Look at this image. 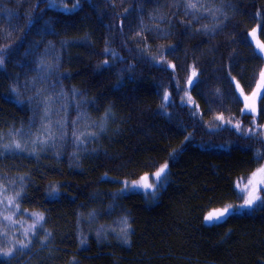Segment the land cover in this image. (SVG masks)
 Returning a JSON list of instances; mask_svg holds the SVG:
<instances>
[{
    "label": "trees",
    "instance_id": "trees-1",
    "mask_svg": "<svg viewBox=\"0 0 264 264\" xmlns=\"http://www.w3.org/2000/svg\"><path fill=\"white\" fill-rule=\"evenodd\" d=\"M262 45L264 0H0V190L44 214L0 264H264L259 201L205 221L264 165Z\"/></svg>",
    "mask_w": 264,
    "mask_h": 264
},
{
    "label": "rangeland",
    "instance_id": "rangeland-1",
    "mask_svg": "<svg viewBox=\"0 0 264 264\" xmlns=\"http://www.w3.org/2000/svg\"><path fill=\"white\" fill-rule=\"evenodd\" d=\"M256 32L257 31H255V33ZM195 78H196V75H195V73H193L192 77L190 79L191 83L189 81V84H188V90L193 86ZM235 82H236V88H237L238 92L240 93V95L242 96L243 101H244L243 111L245 113L251 114V115L256 117L258 114V100L256 99L254 92L249 93V94H245L243 92L241 86L239 85V82L238 81H235ZM237 85H239V87ZM166 96L168 98V93L166 94ZM246 105L253 108L254 111H249L248 107H246ZM234 128H236V130L239 132V126L237 128V125H235ZM163 166H161V167H163ZM261 167H264V165H261L254 172H252L250 175H248L246 178H243L239 182H237L236 190L238 193L243 195V193L241 192V189L245 188L246 186L249 188L255 187L257 189H263L264 188V183H261L262 181H264V174L258 172V169ZM167 173H168V167L166 169V174ZM166 174L164 176H162L161 181L159 183H155L154 188H151V189L133 188L132 187L133 183L136 181H139L140 180V178H139L137 180L125 181L122 189H125L126 184L128 185V188H127V190H121V191L123 193H131V192L144 193V194L149 193V194H152L154 196L157 187L160 185V183L163 182V180L166 177ZM144 176H146V175H144ZM147 176L149 177V182H154L155 178L153 176V173L147 174ZM249 181H251V184H249ZM261 194H264L263 191L259 192V195H261ZM242 203L243 202L238 203V204H229V205L225 206V207L230 208V214H226V216L223 217L222 219H220L219 221L209 222L206 220V218H205V221L208 224H217V223H220L223 220H225L231 214L240 213L243 210L250 209L247 207H245V208L237 207L238 205H240ZM225 207L212 210L209 213H216L218 211L223 210ZM209 213L206 215V217L209 215ZM40 215L43 216V220H40L37 223L36 222L37 217ZM43 221H44V214L42 212H38V211L26 212L25 211V214H21L18 206L15 204V201L12 198H4L2 195V191L0 190V238H6V240L8 242H10L11 244H13V245L16 244L17 246H20L22 240L28 239L33 234V232L42 225ZM34 224H35V227H33ZM19 239H21V240H19Z\"/></svg>",
    "mask_w": 264,
    "mask_h": 264
},
{
    "label": "snow or ice",
    "instance_id": "snow-or-ice-1",
    "mask_svg": "<svg viewBox=\"0 0 264 264\" xmlns=\"http://www.w3.org/2000/svg\"><path fill=\"white\" fill-rule=\"evenodd\" d=\"M187 7L190 9H197V4L189 3L187 5ZM2 51L3 50H0V52H2ZM261 51H264V45L261 46ZM2 64H3V57H2V55H0V65H2ZM260 80H261V83L258 87L264 88V71L260 72ZM190 83H191V81H190ZM237 86L239 87V85H237ZM254 95H259L261 99H264V95H260V93H255ZM164 99L167 100V96H165ZM246 107H248L249 111H254L253 108H251L247 105H246ZM57 123H59V122H57ZM73 123H75V122H73ZM45 127H47V126H45ZM237 128H238V125H237ZM47 130H48L49 138H51L52 136L55 135V132H53L50 128H48ZM59 130L61 132V135L66 134L63 130L62 124L60 125ZM73 135H76V134L73 133ZM76 138H77V140H79V136H77ZM41 142L44 143L46 141H41ZM80 142L83 143V141H80ZM5 148L7 149L8 145H5ZM15 148L18 150H22L21 145L19 143L15 144ZM257 155L259 156V153H257ZM167 167H168V165H167V163H165L163 167H160L157 171H155L153 173V176L155 178L154 182H149V177L146 175V176L141 177L139 181L134 182L132 187L133 188H145V189L154 188L155 183H159L161 181L162 176H164L166 174ZM258 172L264 174V167L259 168ZM261 183H264V181H262ZM249 184H251V181H249ZM127 188H128V185L126 184L125 189H122V190H127ZM53 191H55V189H53ZM260 191H264V189H257L255 187L249 188L247 186L245 188L241 189V192L243 193V195H241L239 198L243 200V203L238 205L237 207H239V208H245V207L252 208L253 205L256 204L257 201H259L260 204L262 206H264V198H262L259 195ZM226 214H230V208L229 207H225L223 210L218 211L216 213H209V215L206 217V220L209 222L219 221L220 219L225 217ZM40 220H43L42 215L37 217L36 222L38 223ZM123 224L125 225V227L121 231L126 236L127 232H128V223H127L126 219L123 220ZM33 227H35V224L33 225ZM125 242H127V241H125ZM20 246L22 248H26L28 246V244L24 243L22 241ZM0 255L5 256V257H9L12 255V252H10V251L0 252Z\"/></svg>",
    "mask_w": 264,
    "mask_h": 264
},
{
    "label": "bare ground",
    "instance_id": "bare-ground-1",
    "mask_svg": "<svg viewBox=\"0 0 264 264\" xmlns=\"http://www.w3.org/2000/svg\"><path fill=\"white\" fill-rule=\"evenodd\" d=\"M144 176V175H143ZM168 178V173L166 174V177H165V179L163 180V182L166 180ZM119 182H121V183H123V186H124V180H118ZM162 182V183H163ZM160 185H162L161 183H160ZM160 185L157 187V189H156V191L158 190V188L160 187ZM156 191H155V194H156ZM131 193H135V192H131Z\"/></svg>",
    "mask_w": 264,
    "mask_h": 264
}]
</instances>
